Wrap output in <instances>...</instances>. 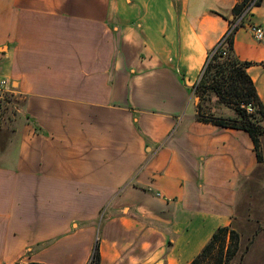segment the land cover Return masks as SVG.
<instances>
[{"label": "crops", "instance_id": "0c3cea01", "mask_svg": "<svg viewBox=\"0 0 264 264\" xmlns=\"http://www.w3.org/2000/svg\"><path fill=\"white\" fill-rule=\"evenodd\" d=\"M240 1L0 0V85L23 100L0 138V264H88L97 243L100 264H189L233 224L264 167L192 97ZM248 22L234 48L264 103Z\"/></svg>", "mask_w": 264, "mask_h": 264}, {"label": "trees", "instance_id": "16d2710c", "mask_svg": "<svg viewBox=\"0 0 264 264\" xmlns=\"http://www.w3.org/2000/svg\"><path fill=\"white\" fill-rule=\"evenodd\" d=\"M252 1L241 0L232 8L229 15H224L230 22V28H233L227 38V45L226 47H218L217 44L210 51L208 61L194 85L193 91L195 95L200 97L196 119L223 127L246 130L253 140L258 162L263 163L260 136L264 134V103L248 73L251 62L241 60L234 48L235 34L244 26L243 19L241 21L239 19ZM262 3L263 0H256L253 7L261 6ZM238 21L239 23H237ZM213 97L216 98L217 104L234 108L238 116L226 118L212 113L207 102L212 101ZM247 105H252L254 111L248 112L245 107ZM7 110L5 108V111ZM240 246V233L232 225L220 226L189 264H231L237 256ZM15 264L46 263L16 262ZM88 264H100L99 243L96 244L93 257Z\"/></svg>", "mask_w": 264, "mask_h": 264}, {"label": "rangeland", "instance_id": "374dc122", "mask_svg": "<svg viewBox=\"0 0 264 264\" xmlns=\"http://www.w3.org/2000/svg\"><path fill=\"white\" fill-rule=\"evenodd\" d=\"M1 84V83H0ZM13 87L0 85V138H3L19 119L20 111L23 106V100L14 92ZM200 97L193 95L192 99ZM207 106L217 116L226 118H236L237 112L234 108L217 104L216 98L207 102ZM5 108L8 110L5 111ZM189 110H193V105L189 106ZM235 115V116H234ZM261 151L264 158V134L260 136ZM264 167V162L260 163ZM260 176L240 183V192L238 203L234 212L232 226L241 235L240 250L231 264H259L258 256L264 254V168ZM261 241V242H258ZM260 243V244H259Z\"/></svg>", "mask_w": 264, "mask_h": 264}, {"label": "built area", "instance_id": "2783aa9c", "mask_svg": "<svg viewBox=\"0 0 264 264\" xmlns=\"http://www.w3.org/2000/svg\"><path fill=\"white\" fill-rule=\"evenodd\" d=\"M255 1L256 0L252 1L250 6L247 8V10L244 12V14L240 17L239 21H241L243 19L244 24H246L248 22V19L250 17L252 9L254 8L253 4L255 3ZM239 21L237 23H239ZM248 24H249L250 31H251L252 35L254 36V38H256L257 40H264V26L261 24H256V23H251V22H248ZM232 29L233 28H230L228 30V32L221 38V40L218 42V47L219 46L226 47L227 38L230 35ZM6 84H7L6 81L2 82V85L4 87L6 86ZM1 100H2V94H0V101ZM245 107L247 108L248 112L254 111V107L252 105H247Z\"/></svg>", "mask_w": 264, "mask_h": 264}, {"label": "water", "instance_id": "95a60500", "mask_svg": "<svg viewBox=\"0 0 264 264\" xmlns=\"http://www.w3.org/2000/svg\"><path fill=\"white\" fill-rule=\"evenodd\" d=\"M232 18V17H231ZM197 99H199L198 97H197Z\"/></svg>", "mask_w": 264, "mask_h": 264}]
</instances>
